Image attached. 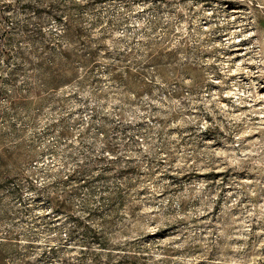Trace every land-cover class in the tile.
Returning a JSON list of instances; mask_svg holds the SVG:
<instances>
[{
  "label": "rangeland",
  "instance_id": "obj_1",
  "mask_svg": "<svg viewBox=\"0 0 264 264\" xmlns=\"http://www.w3.org/2000/svg\"><path fill=\"white\" fill-rule=\"evenodd\" d=\"M15 21L44 37L0 68V264H264V0H0Z\"/></svg>",
  "mask_w": 264,
  "mask_h": 264
},
{
  "label": "trees",
  "instance_id": "obj_2",
  "mask_svg": "<svg viewBox=\"0 0 264 264\" xmlns=\"http://www.w3.org/2000/svg\"><path fill=\"white\" fill-rule=\"evenodd\" d=\"M61 26L59 30L57 29H49L47 34L51 36V38H55V44L46 43L43 45V49L47 50L49 54H52L54 49H58L62 54V45L63 41L67 40L71 35V27L68 23L63 22L60 18ZM26 25L20 21H15L12 23H8L2 32H0V68L11 67L17 69L23 65H26L25 62L21 60L23 58V52L21 51V46H19L14 40V30H20L21 32L28 31V37L30 40H35L34 35H39V37L43 36V27L40 28V24H36L34 29L27 30ZM42 56V60L38 63L41 67H44L46 64H50L51 67L55 66V61L53 59H49L48 56ZM29 64V63H28ZM65 73V72H64ZM60 76L65 77V74H60ZM65 79V78H63ZM52 81H54L52 79ZM47 80L45 83L49 84L52 82Z\"/></svg>",
  "mask_w": 264,
  "mask_h": 264
}]
</instances>
